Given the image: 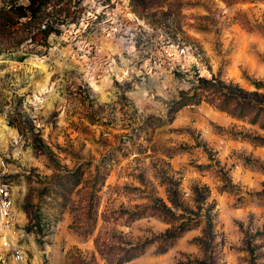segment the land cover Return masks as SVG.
<instances>
[{"label":"rangeland","instance_id":"obj_1","mask_svg":"<svg viewBox=\"0 0 264 264\" xmlns=\"http://www.w3.org/2000/svg\"><path fill=\"white\" fill-rule=\"evenodd\" d=\"M28 5L0 0V264H264V0Z\"/></svg>","mask_w":264,"mask_h":264},{"label":"trees","instance_id":"obj_2","mask_svg":"<svg viewBox=\"0 0 264 264\" xmlns=\"http://www.w3.org/2000/svg\"><path fill=\"white\" fill-rule=\"evenodd\" d=\"M50 0H29V5L27 7H21V11L18 13L20 16H25L26 10L29 9L31 11V14L36 15L37 11L39 10L40 6L47 3ZM200 80L204 81V84H201L202 89L209 90L211 88H215V92L219 93V103L218 106L221 110L227 111L230 114L238 115L237 112L248 110L249 108H252L254 105V102L247 96L248 93L238 87V85H234L233 83H226L224 80L217 78L213 76L211 79L201 78ZM257 87H263L264 85L255 83ZM222 85V87H221ZM228 87V89H227ZM238 92L242 93L239 94ZM210 102H213L212 99L209 100ZM231 104H233V107L230 108ZM264 110V109H262ZM244 114V113H242ZM258 118L254 119V121H257ZM262 128H264V121L262 123ZM172 202L175 204L177 201L175 199H172ZM207 224L210 226L211 221L209 216H207ZM211 230L204 231V234L207 238L210 239L211 236ZM176 233H169L162 235L161 238L164 240H169L171 238L176 237ZM200 242L203 239H199Z\"/></svg>","mask_w":264,"mask_h":264},{"label":"built area","instance_id":"obj_3","mask_svg":"<svg viewBox=\"0 0 264 264\" xmlns=\"http://www.w3.org/2000/svg\"><path fill=\"white\" fill-rule=\"evenodd\" d=\"M6 167L4 160H0V169ZM15 199L9 183L0 177V226L3 228H11L17 220V213L15 211ZM2 245L10 246V239L4 237ZM14 254H19L18 250Z\"/></svg>","mask_w":264,"mask_h":264}]
</instances>
